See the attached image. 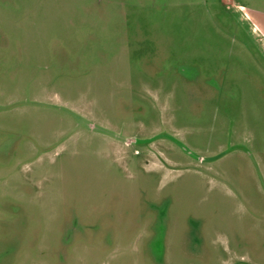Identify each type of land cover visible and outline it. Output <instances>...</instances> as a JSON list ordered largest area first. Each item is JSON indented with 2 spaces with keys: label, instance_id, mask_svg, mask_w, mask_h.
Wrapping results in <instances>:
<instances>
[{
  "label": "rangeland",
  "instance_id": "1",
  "mask_svg": "<svg viewBox=\"0 0 264 264\" xmlns=\"http://www.w3.org/2000/svg\"><path fill=\"white\" fill-rule=\"evenodd\" d=\"M0 264H264V0H0Z\"/></svg>",
  "mask_w": 264,
  "mask_h": 264
},
{
  "label": "flooded vegetation",
  "instance_id": "2",
  "mask_svg": "<svg viewBox=\"0 0 264 264\" xmlns=\"http://www.w3.org/2000/svg\"><path fill=\"white\" fill-rule=\"evenodd\" d=\"M122 140H123V143H125V144H129V141L130 142L134 141L133 137H131V136L130 137L129 136L123 137ZM133 151H136V149H133Z\"/></svg>",
  "mask_w": 264,
  "mask_h": 264
}]
</instances>
